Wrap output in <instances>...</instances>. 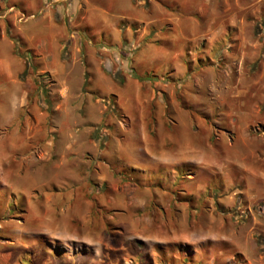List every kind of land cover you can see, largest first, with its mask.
Wrapping results in <instances>:
<instances>
[{
  "label": "rangeland",
  "instance_id": "obj_1",
  "mask_svg": "<svg viewBox=\"0 0 264 264\" xmlns=\"http://www.w3.org/2000/svg\"><path fill=\"white\" fill-rule=\"evenodd\" d=\"M148 2L164 17V0L140 5ZM225 2L228 11L218 2L209 11L223 19L227 12L226 22L237 12L244 25L236 41L245 45H235L229 26L220 46L206 39L182 49V41H166L167 24L144 42L169 45L167 57L182 51L200 57L207 63L200 73L191 74L192 66L173 77L171 60H136L129 45L120 56L109 51L113 60L105 65L93 60L107 78L87 85L94 91L60 102L46 77L32 105L38 112L21 114L31 129L0 128V264H100L103 255L118 264L122 252L126 262L119 264H264V2ZM148 27L145 20L137 26ZM85 62H76L81 71ZM130 74L138 81L125 82ZM78 87L88 90L84 81ZM245 89L247 96L230 95ZM119 90L135 117L138 106L156 113L162 104L174 117L178 107L205 117L206 160L155 168L143 156L144 167L137 166L120 151L131 123L117 103ZM70 106L82 107L84 121L67 130ZM214 140L217 148L208 152Z\"/></svg>",
  "mask_w": 264,
  "mask_h": 264
},
{
  "label": "crops",
  "instance_id": "obj_2",
  "mask_svg": "<svg viewBox=\"0 0 264 264\" xmlns=\"http://www.w3.org/2000/svg\"><path fill=\"white\" fill-rule=\"evenodd\" d=\"M64 1L67 0H0V128L23 126L22 128L31 129V125L23 121L21 114L25 116L28 111H31L30 114L38 112L34 111L32 105L36 106L37 96H42L41 84L46 77H50L55 82V86L57 85L56 94L60 102H66L70 96L80 97L84 91V94L94 91L95 88H88L87 85L94 79L97 81V77L102 80L107 78L101 72L99 63L93 60H102L100 64L105 65L104 60H113L109 51L119 55L120 50L130 47L129 45H133L136 49L132 52L136 60H161L162 62L171 60V63L175 64L169 69L173 77L179 74L185 75L192 66L191 74L193 75L203 71L207 63H201L200 57L197 60H191V57H186L183 51L182 54L176 53L167 57L164 51L170 48L169 45L167 47L161 43L144 45L147 35L150 37L161 35L166 24L170 26L165 37L166 41L172 40L177 43L180 40L183 42L182 49L187 48L189 44L191 48L197 49L200 47L199 42L206 39L211 46H220L221 44L217 42L227 37L229 26L234 32L236 45L237 41L241 40L240 25H244V20L239 21L237 12L229 15L227 22V12L224 19L217 12L210 13L209 6L214 2L222 5L223 0H164L166 8L164 17L159 13L157 4L151 6V2H148L146 8H143L140 5L142 0ZM65 6H69V9L65 10ZM10 7H16V10L7 12ZM230 8L231 6L224 7L226 11ZM18 10H22L27 15L25 20H19L20 23L16 21L19 18ZM143 20L149 27L148 30L146 28L140 31L141 28L137 26ZM158 23L160 25L156 27ZM137 31L140 33L136 40L134 34ZM110 32L114 35L110 37L105 35ZM242 45L245 44L240 43L238 47ZM195 53L190 51L192 55ZM148 55L149 59H146ZM180 58L182 60H179ZM123 59L125 60L124 57ZM78 60H87L83 71L77 67ZM193 61H195L194 64ZM225 61L217 60L216 62L222 65ZM182 63L186 67H183ZM196 78L197 76L193 77V79ZM124 79L125 82L134 83L133 81H138L139 78L130 74ZM80 81H84L87 91L78 90ZM70 82L74 86L73 90L69 88ZM106 88L107 85H105ZM248 94L249 89L230 93L231 96H247ZM116 96L119 108L127 115L131 123L123 143H120L122 147L120 151L131 155L137 166L144 167L143 156H149L150 166L155 168H174L181 164L206 160L207 121L205 117H192L190 110L182 107L177 108L178 115L174 117L170 115L172 110L170 114L168 113L170 108L165 104H162L163 106L157 109L156 113H148L143 106H138L140 110H137L135 117L127 104L125 92L119 90ZM155 96L154 94L153 98ZM70 108L68 117L70 123L67 130L75 129L78 123L84 121L83 116L80 119L78 117V114L85 112L82 111V107L76 109L75 106H70ZM230 111L235 112L232 108ZM245 111L249 112L251 108H245ZM71 112L75 114L72 115ZM31 138L27 137V141ZM210 138L211 136L208 140ZM208 144L210 145L208 152L214 153L217 142L214 140ZM230 144L232 145V142ZM68 147L72 148V143L66 149ZM66 149L64 148L65 151ZM262 188L261 192L264 194V185ZM121 261L126 262L124 252L118 264ZM62 262L75 264L73 260L71 263L67 260ZM114 263L113 257L110 259L106 255L101 256L100 264Z\"/></svg>",
  "mask_w": 264,
  "mask_h": 264
},
{
  "label": "built area",
  "instance_id": "obj_3",
  "mask_svg": "<svg viewBox=\"0 0 264 264\" xmlns=\"http://www.w3.org/2000/svg\"><path fill=\"white\" fill-rule=\"evenodd\" d=\"M14 10V7H10L7 11H13ZM19 18L22 20V19H26L27 18V15L26 14H24L23 12H20L19 13Z\"/></svg>",
  "mask_w": 264,
  "mask_h": 264
}]
</instances>
